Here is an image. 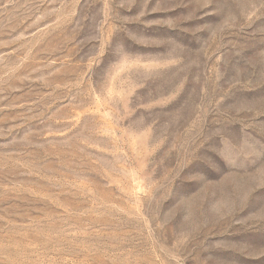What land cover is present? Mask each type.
Instances as JSON below:
<instances>
[{
	"label": "rangeland",
	"instance_id": "1",
	"mask_svg": "<svg viewBox=\"0 0 264 264\" xmlns=\"http://www.w3.org/2000/svg\"><path fill=\"white\" fill-rule=\"evenodd\" d=\"M0 264H264V0H0Z\"/></svg>",
	"mask_w": 264,
	"mask_h": 264
}]
</instances>
